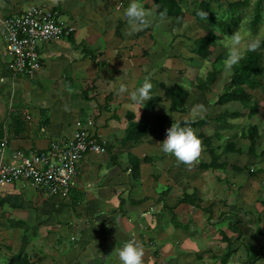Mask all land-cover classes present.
<instances>
[{
	"label": "crops",
	"instance_id": "obj_1",
	"mask_svg": "<svg viewBox=\"0 0 264 264\" xmlns=\"http://www.w3.org/2000/svg\"><path fill=\"white\" fill-rule=\"evenodd\" d=\"M130 2L0 0V19L20 14L35 5L56 10L61 23L76 29L73 35L76 44H86L96 59L93 61L94 58L84 56L83 51L74 47L68 38L55 41L47 47V52L40 51L42 68H47L44 73H50L51 77L44 78L46 76L39 73L42 68L28 77L37 75L45 79L37 85L38 96L33 101L30 99L33 97L30 85L21 83L24 78L11 77L7 73V58L4 56L6 29L0 26V94H4L5 86H8L6 82L10 81L11 98L15 97V82L21 83L15 95L23 93L25 97L23 105L14 106L12 101L9 110L0 118L3 124L9 126L12 114L21 111L24 121L30 124L16 138L6 131L3 139L6 146L0 148V162H10L18 152L29 155L47 149L52 141L69 139L73 135L71 124L77 121H81L106 146L105 153L84 156L67 198L23 184L0 186V260H5L6 264L20 252H27L34 264H121L115 249L129 240H136L142 245L143 264H224L220 260L227 249L223 238L236 235L229 228L233 215L252 227L245 243L254 248L256 255L259 253L255 246L254 225L258 218L264 223V200L256 201L250 189L238 197L248 180L246 174L226 170L227 175L223 176L225 185L220 181L222 176L220 178L218 171L213 173V170L204 171L200 167V160L211 161L204 144L199 162L191 168L178 166L175 157L163 153L159 145L174 121L179 124L186 122L190 127L193 121L202 119L191 118L190 110L183 115L171 112V102L161 87L176 83L188 86L190 79H194L192 86L198 75L204 73L203 61L195 57L193 48L186 46L187 41L200 38L189 33L196 24L173 33L167 29V23L157 24V20L153 19L150 26L132 30L123 15ZM141 3L145 8L156 11L151 0ZM175 35L178 36L175 38ZM205 35L201 34V37ZM65 65H70L71 69L66 73V81H63L62 66ZM69 76L74 81L81 79L86 90H91L86 107L92 117L85 118L84 112L78 109L64 108V98L52 104L50 100L54 98L50 96L49 100L44 96L46 87H55L60 83L70 85ZM145 82L151 85L150 100L143 104L133 103L127 94L116 96L120 83L135 90ZM220 88L217 84L211 92L217 93L218 97ZM70 97L66 95L65 98ZM156 98L159 101L153 102ZM258 104L261 113L262 107ZM215 107L220 110L221 116L213 117L206 113L203 117L210 116L212 119L204 132L215 137V148L220 151L228 141L233 140L238 148L248 153V140L241 135L238 137V134L226 133L231 130L227 126L244 119L246 115L239 118L228 115V121L221 123L217 119L222 117L227 106L215 104ZM40 109L48 111L50 123L45 128L40 127L39 114L31 112ZM230 110L234 112L241 108L235 104ZM64 112L67 114L64 115ZM129 113L135 115L138 123L147 125L149 136L139 142L122 144ZM27 116L31 117L30 121L26 120ZM255 117L247 118L254 121ZM251 124L263 125L264 119ZM65 125L71 128L69 136L62 133ZM195 133L199 135L200 130ZM232 155L235 157L229 161ZM237 155L223 156L221 161L238 165L241 161ZM133 157L140 162L141 178L137 181L131 176ZM238 183L242 184L236 188ZM195 192V204L180 202L185 194ZM169 210L174 211L177 223L171 219ZM239 246L240 243L235 242L233 249L238 251L226 264H246L248 253Z\"/></svg>",
	"mask_w": 264,
	"mask_h": 264
},
{
	"label": "trees",
	"instance_id": "obj_2",
	"mask_svg": "<svg viewBox=\"0 0 264 264\" xmlns=\"http://www.w3.org/2000/svg\"><path fill=\"white\" fill-rule=\"evenodd\" d=\"M144 0H140L142 2ZM156 7V16L158 17L159 12L167 11V29L169 31H174L175 29L181 30L182 25L186 20V16H192L195 22L206 21L211 27L208 33L193 41V54L197 59L202 60V63L210 62L211 68L207 72L198 75L192 86V89L205 93L207 91H213L215 86L219 81V73L223 72V61L227 55V49H224L222 53L213 58L216 50L224 47L219 41L227 35H232L235 30L243 22V27H246L254 35H257L260 31L261 25L264 21V0H233L225 2V8L223 7V0H151ZM217 5V8L214 6ZM56 11V10H53ZM57 12V11H56ZM208 13L207 19H203L199 13ZM74 33L67 37L69 42L76 48L83 51L84 56H90L93 61H95L94 53L86 46V44L77 45L74 37ZM178 35H175V38ZM229 81L224 84L219 90L217 105L227 106V110L222 114L221 118L217 121L225 123L228 120L226 116L232 115L235 118L248 115L250 119L254 118L260 113V106L257 101L253 100V95L251 91L260 90L264 97V44L256 52H246L244 59L239 65H237L234 70L228 74ZM164 89L165 96L171 101L170 111L186 113L188 111L186 104L190 97V89L184 88V84L176 83L173 86L167 87L166 85H161ZM86 99L89 101L86 90ZM159 98L153 100V102H158ZM238 104L241 106V110L231 112L230 107ZM82 112V111H81ZM19 111L13 113V120L9 126L5 124L0 125V142L6 136V131L9 135H13L14 138L18 137L20 134L29 128L30 124L25 122L23 118V113ZM40 116V127H47L50 123L48 117V111L45 109L38 110ZM212 119L210 116H206L203 119H197L193 121L190 125L194 131L200 130V134L197 135L202 141L206 151L211 156L210 162H205L200 160V167L204 171H226L229 170V162L221 161L223 156L238 154L241 155L243 152L240 148L236 146L233 141H228L223 148L219 149L214 147V138L208 136L204 130L206 127L210 126ZM181 126H188V123L182 122ZM7 128V130H6ZM264 133V124L257 125L251 124L249 126H244L241 129V138L249 141L248 154L256 158L264 157V148L260 147L258 144L259 139ZM149 136V128L145 124H140L135 120L134 114H128V125L125 130V136L121 140L122 144H127L128 142H139L144 138ZM133 162L131 167V176L133 180L137 181L141 178L140 162L136 157H133ZM231 169L237 173H247L251 177H256L255 175L261 171V168L256 170L252 166L239 167L237 165H231ZM230 169V170H231ZM197 201L196 192L192 194H185L180 200L182 204H195ZM264 206V201H262ZM208 211V210H207ZM171 219L177 223V217L174 211L169 210ZM255 233L254 238L256 244L258 245L259 253L253 259L250 258V247L245 245V240L249 237L252 227L248 225L247 222L243 221L240 217L229 225L230 230L236 234L235 237L224 236L223 240L227 244V249L220 257L222 263L226 264L230 261L231 257L238 251V249H233L235 242H239L240 246L245 248L248 253L246 259V264H257L259 260L264 257V223L260 218L255 219ZM239 246V247H240ZM9 264H34L31 261V256L27 252H20L16 254Z\"/></svg>",
	"mask_w": 264,
	"mask_h": 264
},
{
	"label": "built area",
	"instance_id": "obj_3",
	"mask_svg": "<svg viewBox=\"0 0 264 264\" xmlns=\"http://www.w3.org/2000/svg\"><path fill=\"white\" fill-rule=\"evenodd\" d=\"M6 29L7 73L28 78L42 68L40 47L67 38L75 28L59 21V13L41 6H30L22 13L0 19ZM3 82V80H1ZM26 120H31L30 116ZM6 146L2 140L0 148ZM106 146L82 124L75 123L72 137L55 140L31 154L18 152L10 162H0V186L23 184L47 194L67 198L78 175V165L89 153L102 154Z\"/></svg>",
	"mask_w": 264,
	"mask_h": 264
},
{
	"label": "rangeland",
	"instance_id": "obj_4",
	"mask_svg": "<svg viewBox=\"0 0 264 264\" xmlns=\"http://www.w3.org/2000/svg\"><path fill=\"white\" fill-rule=\"evenodd\" d=\"M228 1H233V0H223L222 1L224 8H225V4H226L225 2H228ZM214 6L217 8V5L216 4H214ZM153 14H154V19L157 20V24H158L159 22H158V17L156 16V12H153ZM187 19L189 21L184 22V24L182 25V27H184V30H185L186 27H190L191 24L192 25L193 24H196V25L193 26V28H191L192 30L189 32L192 36L201 37V34H205V33L207 34V32L211 29V27L207 24L206 21H203L201 23L195 22L194 18L192 16H189V15L186 16V20ZM59 20H60V18H59ZM157 24L155 25L156 28L158 27ZM261 27H264V21H263ZM238 29H239V27L235 31H237ZM181 30L183 31V29H181ZM177 31H179V30L178 29H175L172 32L173 33H176ZM244 32H245V34L247 36H255L246 27H244ZM187 42H189V43H186V46L189 47V49L190 48L192 49L193 48V42L192 41H187ZM53 43L54 42L43 44L42 48H45V50L41 48L40 51H42V53L47 52L49 50V48H47V47L50 46ZM224 49H226V48L225 47H221L218 50H216L215 54L213 55V58H215L220 53H222V51ZM66 62L67 61H65L64 63L66 64ZM204 65H205L204 72L206 73L207 70L211 68V63L210 62H205ZM70 69H71V66L70 65L62 66V72H64L63 77H62L63 81H66V78H67L66 73H69V70ZM46 71H47V68L46 67H43L42 70L39 73H42L43 75H45L46 77H44V78H48V75H49V77H51V74L50 73H46V74L44 73ZM44 78H40V77H38L36 75V76H34L32 78H24L23 79V82H21V83H25V84H29L30 85V88H31V91L30 92L33 95V97L32 96L30 97L31 100L36 101V99H37L36 96H38V94H37V92H36L35 89L37 88V85L39 84V82H43L45 80ZM68 78H69L68 81L70 82V85L65 86V85H63V83H60L58 85H55V87H53V86L46 87L47 88V91L44 92V96L45 97H48L49 100L51 99L50 96H52L54 98L53 100H50V102H52V104L53 103H57V102L61 101L64 98V100H63V102H64L63 104H65V107L64 108L73 109V110L78 109V110H81V111L84 112V115L83 116L85 118H88L89 116L92 117L93 114L89 113L90 112V109L86 107V105L89 104L88 103L89 101H87V99H86V92H85L86 89H87V87L86 86L84 87V83L81 81V79H77L76 81H74L75 79H73L71 76H69ZM8 79H10V78H8ZM193 80L194 79H190V81L188 82V86L185 85V87H184L186 89L189 88L190 91H191L190 97H189V99L187 101V105L189 106L188 110H190V117L191 118H194V119L195 118H202L203 119V117L205 116L206 113H210L213 117L214 116H221L220 110L215 107V104H216L215 102H217V98H218L217 97V93H214V92H211V91H207V93L205 92L206 93V95H205V93H200L199 91H196V90L194 91V89H192L191 87H189V86H191ZM228 81H229L228 80V76L225 75L223 72H220L219 73V81H218V84L220 85V87H222ZM15 83H14V87H13L14 96H15L14 98H11V94L9 93V89L12 86V83L10 81H7L6 82V85H8V86H5V88H7V89H5L4 94H0V116L3 115V114L5 115V111L9 110L8 106L10 107L12 101H13L12 103L14 104V106H19V105H21L25 101V97H23V93H20L19 95H15V93H18L15 90L17 88L19 89V85L21 86V83H17V84H15ZM0 85L2 86V84H0ZM70 87H71V89H70ZM215 88H216V86H215ZM217 88H219V86ZM17 91H19V90H17ZM90 91L87 93L88 96L89 95L91 96V94H92ZM163 91H164V89H163ZM193 93L195 95H193ZM251 93L253 95V100L254 101H257V102H259L261 104L262 111H261L260 115L257 116V117H255L256 120L252 121L249 118H247L248 115L246 114V116H244V119L236 120L233 124H231V126H227V128H229L231 130L226 131V133H232L234 135L238 134L237 136L240 137V135H241V129L244 126H248L251 122H254V123H256V122H262V119H264V100H263V94L261 93L260 90L251 91ZM218 94H219V92H218ZM66 95H70L71 96L70 99H66L65 98ZM193 99H195V100H193ZM201 104L204 105L206 111H204L203 113H200V114H197V115L194 116L192 114V109L196 105H201ZM34 105H36V103H34ZM187 105H186V107H187ZM25 106H27V105H24L23 107H25ZM240 108H241V106H240ZM28 112H30V110ZM31 112H33L35 115H38V112L36 110H33ZM68 112H71V111L68 110ZM66 114L67 113L64 112V115H66ZM179 114L183 115L184 113H179ZM2 123H3V120H2V118H0V125ZM71 125L73 126L72 132H74L75 123H73ZM63 130L64 131L62 133L65 136H69L70 135L71 128L69 126L65 125L64 128H63ZM11 137H13V135H11ZM221 138H222V136H221ZM258 142H259L258 143L259 145L264 146V133H263L262 137L259 139ZM214 147H216V146H214ZM262 148H264V147H262ZM242 150H243L242 151L243 153L241 155H237L238 156L237 157L238 160L241 161L237 166H239V167H241V166H252V168L255 169V170H256V168L260 167L261 169L264 170V157H262V158L259 159V158H256L254 156L249 155L246 151H244L243 148H242ZM234 157H235L234 155L230 156L229 157V161L231 159H234ZM6 158H8V155H6ZM5 163H7V162H5ZM229 165H230V163H229ZM231 165H230L229 169H231ZM256 165H258V166H256ZM212 172L214 173V171H212ZM217 173L220 174V178L222 176V179L220 181L226 185V183H225L226 180H225V177H223V176L227 175V171H218ZM245 174H246V178L248 180L246 179L247 182L242 187V190L239 191L238 197L240 198L241 197V194L243 195L246 192V190L249 191V189H250L253 192L252 194L255 195V198H257L256 201L258 199L259 200H262V199L264 200V171H261L258 174H256L255 175L256 177H251L247 173H245ZM227 180L229 181V179H227ZM242 183H238L237 186H236V188L240 184H242ZM254 208H256V204H254ZM72 212H71V214H72ZM207 217H209V214L208 213H207ZM236 219H237L236 216L233 215V219L231 220V222L232 223L235 222ZM245 245H247V244L245 243ZM258 245H259V243L255 245L256 248H258ZM248 247H250V246H248ZM250 248L253 249L252 247H250ZM256 256L257 255L255 254L254 250H250V256L249 257L254 259ZM0 264H6V261L5 260L4 261L3 260H0ZM257 264H264V257H263L262 260L258 261Z\"/></svg>",
	"mask_w": 264,
	"mask_h": 264
},
{
	"label": "clouds",
	"instance_id": "obj_5",
	"mask_svg": "<svg viewBox=\"0 0 264 264\" xmlns=\"http://www.w3.org/2000/svg\"><path fill=\"white\" fill-rule=\"evenodd\" d=\"M123 15L127 24L132 30H139L151 25L154 19L152 9L145 8L140 0H131ZM203 19H207L208 13L200 12ZM167 19V11L159 12L158 22L164 23ZM227 49V55L223 61V73L230 74L234 68L244 59L246 52L258 51L264 44V27L255 36H247L244 32L243 22L239 29L232 35H227L219 41ZM151 85L145 82L140 88L130 90L127 84L120 83L116 90L117 97L128 95L135 104H143L150 100ZM206 111L204 105H196L192 109V114ZM161 151L166 155L175 157L177 165H184L187 168L197 164L203 153V142L196 135L193 128L181 126L174 121L172 126L166 131V138L159 143ZM121 264H143L144 251L141 244L136 240H129L121 248L115 249Z\"/></svg>",
	"mask_w": 264,
	"mask_h": 264
}]
</instances>
